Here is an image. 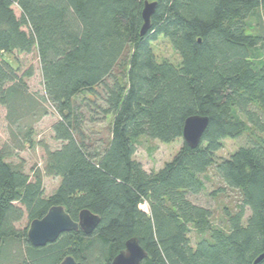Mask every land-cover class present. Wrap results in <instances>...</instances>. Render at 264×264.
Listing matches in <instances>:
<instances>
[{"label": "trees", "instance_id": "obj_1", "mask_svg": "<svg viewBox=\"0 0 264 264\" xmlns=\"http://www.w3.org/2000/svg\"><path fill=\"white\" fill-rule=\"evenodd\" d=\"M152 1L140 35L144 0H0V106L11 125L36 113L24 79L32 70L19 65L36 49L60 142L31 174L0 148V264H59L68 255L110 264L132 237L147 253L140 264H255L264 254V0ZM160 36L178 63L154 53ZM192 115L208 118L196 147L183 141L156 171L133 157L140 136L182 139ZM105 120V132L89 125ZM240 136L244 144L217 160L223 140ZM44 176L59 179L48 195ZM207 181L208 195L231 200L218 225L191 199ZM53 205L73 220L88 209L99 222L33 246L28 225ZM192 229L202 234L194 244Z\"/></svg>", "mask_w": 264, "mask_h": 264}, {"label": "rangeland", "instance_id": "obj_2", "mask_svg": "<svg viewBox=\"0 0 264 264\" xmlns=\"http://www.w3.org/2000/svg\"><path fill=\"white\" fill-rule=\"evenodd\" d=\"M15 10L18 13L17 8ZM258 29L264 34L263 27L259 26ZM152 46L154 53L159 59H168L175 63L179 62V55L165 38L160 36L156 41L152 42ZM19 65L20 71L32 70V76L25 77L24 79L27 84L28 93L34 97L35 108H33V111L36 113H33L31 109L21 124L19 123V126L17 124L11 125L6 119V109L0 106V148L6 146L10 150L11 154L6 157V161H10L16 165L20 164L27 173L31 174L32 170L36 167H43L45 150L54 149L60 144L59 141L54 139L51 130V126L57 120L58 116L49 102L44 98L43 82L36 49L29 54H20ZM41 112H44V114L38 117V113L40 114ZM108 120L103 122L98 121L89 125L94 132H105ZM29 128H31V132L29 133L31 141L30 143H24L23 135ZM182 142L183 140L181 138L165 143L157 139L140 136L136 139L133 157L143 165L145 170L156 171L172 158ZM244 142L245 140L242 136L235 139H224L223 147L216 154L217 160L222 157H227L239 145L244 144ZM207 176L210 178V181L219 183L213 177L211 170H209ZM210 181H207L204 192L197 196H192L191 199L198 204L209 207L212 211L213 223L218 225L223 220V207L226 205L230 206L231 200L227 194L217 196L208 195V192L212 188ZM43 182L45 194L48 195L58 185L59 179L53 176H44ZM141 208L147 209L145 204H142ZM26 222L27 220L23 218L16 225L23 227ZM201 235L200 232L192 229L189 233L191 243L194 244Z\"/></svg>", "mask_w": 264, "mask_h": 264}, {"label": "water", "instance_id": "obj_3", "mask_svg": "<svg viewBox=\"0 0 264 264\" xmlns=\"http://www.w3.org/2000/svg\"><path fill=\"white\" fill-rule=\"evenodd\" d=\"M155 7V1L144 0L141 12L143 24L140 35H144L150 28V19ZM207 125L208 118L206 116L192 115L187 117L182 130L183 141L192 148L196 147ZM98 222L99 216L88 209L80 210L77 220H73L62 205H53L43 217L30 221L26 233L27 239L33 246H43L56 240L62 232L80 229L84 233H91ZM146 255V251L141 247L138 240L132 237L125 242V248L113 257L110 264H140ZM263 257L264 254L258 256L254 263L257 264ZM59 264L83 263L68 255Z\"/></svg>", "mask_w": 264, "mask_h": 264}]
</instances>
